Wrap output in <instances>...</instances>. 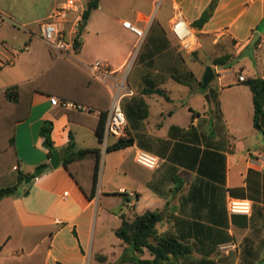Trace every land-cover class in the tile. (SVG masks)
Wrapping results in <instances>:
<instances>
[{
	"label": "crops",
	"instance_id": "0c3cea01",
	"mask_svg": "<svg viewBox=\"0 0 264 264\" xmlns=\"http://www.w3.org/2000/svg\"><path fill=\"white\" fill-rule=\"evenodd\" d=\"M67 1L0 0V134L8 124L12 128L8 138L0 136V162L6 164L0 170V182L4 181L0 188L16 185L19 172L28 177L49 165L40 133L46 121L53 123L52 140L62 162L29 184L24 181L16 194L0 202L10 201L15 217L10 220L0 206V216H5V220L0 218V264H136L134 257L152 259L148 251L140 254L124 244L116 231L121 214L161 211L167 202V215L158 228L163 232L175 225L176 229L178 218L190 220L189 241L196 248V264H240L242 246L264 248V168L254 161L255 156L250 157L258 151L243 142L259 133L247 81L264 79V0H153L151 10L146 4L126 5L128 0H100L82 32L83 14L68 15L63 29L68 37L79 39V49L56 56L41 38L40 26ZM158 3L161 7L155 11ZM209 9V21L202 28L194 27ZM178 15L199 39L200 47L193 53L184 52L172 33ZM127 21L145 32L144 39L123 26ZM251 47L253 59L245 56ZM134 53L128 84L135 94L123 100L128 137L134 144L108 152L97 128L100 112L112 105L120 74L97 77L90 67L101 61L117 72ZM217 59L220 65L214 64ZM208 67L215 78L203 89ZM241 75L245 82H239ZM13 86H18L17 102L7 98L6 91ZM154 90L163 94L147 93ZM211 93L217 96L219 127L210 113L215 98ZM195 96L203 100L202 108L189 106L190 117L179 123L177 100ZM52 97L91 112L55 107ZM193 112L200 115L193 119ZM261 125L264 128V118ZM191 126L197 130L196 142H180ZM71 137L78 150H100L104 165L95 192L96 154L64 166L63 150ZM179 143L200 148L199 160L205 150L222 154L225 184L221 181L223 162L217 154L204 158L209 177L198 172L199 165L187 169L178 163L182 156L188 162L186 156L191 155ZM7 148L13 149L10 163L2 153ZM138 150L159 157L160 166L151 170L138 164ZM239 152L245 155L239 157L240 164L233 163ZM201 185L203 189L197 192ZM180 186L184 191L177 190ZM191 188L196 200L185 204L182 199ZM131 192L136 199L130 197ZM231 199L251 202V214L231 213ZM193 222L205 230L203 237H195ZM263 256L264 250L259 249L252 262L264 264Z\"/></svg>",
	"mask_w": 264,
	"mask_h": 264
},
{
	"label": "trees",
	"instance_id": "16d2710c",
	"mask_svg": "<svg viewBox=\"0 0 264 264\" xmlns=\"http://www.w3.org/2000/svg\"><path fill=\"white\" fill-rule=\"evenodd\" d=\"M100 0H91L87 10L83 14V26L81 28V32L83 31V27L85 23L88 21L91 12L94 9H97L99 6ZM211 9L207 10L202 17L197 20L193 25L196 28H202L211 17ZM81 37V36H80ZM78 38L75 41V45H78ZM221 60H215V65H220ZM201 87V82L198 84ZM247 85L250 87L253 93V103H254V126L255 128L264 133V128L261 125V120L264 118V79L261 77L250 78L247 81ZM202 93H205L202 88H200ZM147 93L153 94H163L161 90L148 91ZM7 98L13 102L18 101V86H13L7 89L6 91ZM213 97L217 98L215 94ZM218 105V103H217ZM199 113L193 112L192 118L199 116ZM107 112H101L100 122L97 128V135L101 143H103L104 139V131H105V122H106ZM52 131H53V123L50 121H46L41 128V136L44 140V146L48 149L49 157L52 156L53 152L57 149L54 146V142L52 140ZM182 143H194L197 140V130L191 126V130L187 133H184L180 136ZM134 144V140L131 137L128 138H120L118 140L113 141L107 148L108 152L117 151L121 149H126L131 147ZM182 147L187 148L190 157L186 156L189 160L188 162H184V158H178V163H180L183 167L187 169H194V165L198 166V172L200 174L209 175V171H205L204 169V158L206 155L217 154L216 152H212L210 150H205V154L202 159L199 160V155L201 154V149L197 147H192L190 145L181 144ZM209 147V146H208ZM189 150H192L191 152ZM64 157V166L68 168L69 165L75 161H79L87 157L89 154H96L98 156L97 164L95 167V175H94V192L98 188L99 176H100V159L101 153L98 149H80L78 150L74 141V138L71 137V140L68 146L63 150ZM195 154V155H192ZM222 160V183L225 184V168H226V159L222 154H217ZM195 156V157H194ZM174 160V158H173ZM177 159H175L176 161ZM190 163H193L190 164ZM26 176L19 172L18 183L13 186L0 188V202L7 197L13 196L17 193L18 188L25 181ZM209 182L206 184V189L209 190ZM197 189V192H200L203 187ZM184 186H180L177 190L184 191ZM196 192V191H195ZM27 194V192H26ZM194 194L193 188L189 189L188 197L182 199L185 204L189 202H194L196 198L192 197ZM125 201H129L125 194ZM92 194L91 197H93ZM203 202V200H199V203ZM170 205V202L166 203L164 210H147L142 214H139L135 211H131L128 214H121V226L117 229L116 235L119 239L123 241L124 244L131 247L135 252L143 254L145 251H148L149 254L153 257L152 259H140L138 257H134L132 261L136 264H196L193 262V256L196 253V248L194 245L190 243V220L186 218H178V223L172 226V228L161 232L158 228V225L162 223L167 215V210ZM173 218V215H171ZM215 221V220H214ZM195 227V237L202 236L205 234V230L200 227L199 223L193 222ZM126 256V255H125ZM102 260V259H101ZM126 261V258H124ZM198 264H210L209 262L202 261Z\"/></svg>",
	"mask_w": 264,
	"mask_h": 264
},
{
	"label": "built area",
	"instance_id": "2783aa9c",
	"mask_svg": "<svg viewBox=\"0 0 264 264\" xmlns=\"http://www.w3.org/2000/svg\"><path fill=\"white\" fill-rule=\"evenodd\" d=\"M89 0H68L65 5L57 8L49 21L41 24V38L49 46L50 50L56 56L69 55L71 50L79 49V44L75 45L77 38L68 37L63 29V24L66 22L68 15L71 12H76L80 15L84 14L85 6ZM3 24V19L0 17V27ZM78 26V25H77ZM123 26L137 35L139 38L144 39L145 32L131 22H124ZM77 31L79 26L76 28ZM172 33L179 42L182 50L186 53H193L200 47L199 39L197 38L192 26L183 18L178 15L172 24ZM76 31V32H77ZM79 42V39H78ZM136 61V54L130 55L123 66L117 72H112L107 69L101 61H97L90 68L95 76L108 77L115 73L120 74V79L115 84V93L110 109L107 111L105 122V131L103 139L104 150H107L112 139L118 140L120 138H128V119L125 109L123 107V100L126 97L134 96L135 91L128 84V78L133 70ZM246 78L239 76V82H245ZM51 104L55 107H62L68 110H77L84 112H91L90 109L74 102L63 101L57 97L51 98ZM101 115V112H100ZM256 157L259 166L264 168V152L258 151L250 153V157ZM136 162L145 168L154 170L160 166V158L143 150H138L135 154ZM130 197L136 199V194L131 192ZM229 210L233 214H246L252 212V204L246 200L231 199L229 203Z\"/></svg>",
	"mask_w": 264,
	"mask_h": 264
},
{
	"label": "rangeland",
	"instance_id": "374dc122",
	"mask_svg": "<svg viewBox=\"0 0 264 264\" xmlns=\"http://www.w3.org/2000/svg\"><path fill=\"white\" fill-rule=\"evenodd\" d=\"M152 1L153 0H128V3L130 6L132 5H140V6H145L146 4V9H149L151 10L152 9ZM161 7V4L158 3L157 6H156V9L155 11H158ZM163 11V9H162ZM161 11V12H162ZM163 13V12H162ZM254 47H251L246 53H245V56H248L250 58H254ZM195 59H198L197 56H195ZM194 60V59H193ZM132 79H133V76H132ZM131 81V79H130ZM211 95H213V93H211ZM213 105H214V109L210 112L212 117H214L215 119V127H219L220 124H219V117H218V113H217V109H216V98L213 99ZM123 104V103H122ZM189 106L193 107L194 109H201L202 106H203V100L201 99V97H197L195 96L194 98L193 97H185V98H182L181 100H177V103H176V110H177V118H178V122L179 123H186L188 117H190V111H189ZM12 133V128L9 126V124L6 126V129L3 127L2 129V134H0V136L2 137H9V135ZM7 137V138H8ZM246 143V145H249V147H251V150L252 151H263L264 150V133L260 132L257 133V135L255 136H247V138L243 141ZM2 153L6 156V162L10 163L12 161V158H13V149H10V148H7V152H3L2 150ZM245 155L243 152H239L237 154V156H234L232 161L233 163H239V157L240 156H243ZM238 164V166H239ZM103 165H104V160L100 159V173L102 172L103 170ZM6 166V164H3V166L1 165V162H0V170H1V167H4ZM2 183L4 181H1ZM0 182V183H1ZM1 208H4L5 210V214H7L6 217H8L10 220L14 221L15 220V217L13 215V211H11V208H12V205L10 203V201H5V203H1L0 204ZM7 210V211H6ZM10 210V211H9ZM2 217V220H5V216H0V218ZM241 251H242V254H241V263L240 264H255L254 262H252V258L253 256L255 255V252L257 254L258 250L260 249L262 252L264 250V248H253V247H249V246H246V247H241L240 248ZM238 253V252H237ZM264 257V256H263Z\"/></svg>",
	"mask_w": 264,
	"mask_h": 264
},
{
	"label": "water",
	"instance_id": "95a60500",
	"mask_svg": "<svg viewBox=\"0 0 264 264\" xmlns=\"http://www.w3.org/2000/svg\"><path fill=\"white\" fill-rule=\"evenodd\" d=\"M215 78V73L211 67H208L204 78H203V89H206L207 86L211 83L212 80ZM62 164L61 162V154L59 151H54L52 156L50 157L49 165L43 166L35 170L34 174L32 176H28L25 178V183L29 184L34 177H39L41 176L49 167H52L54 169H57L60 165Z\"/></svg>",
	"mask_w": 264,
	"mask_h": 264
}]
</instances>
